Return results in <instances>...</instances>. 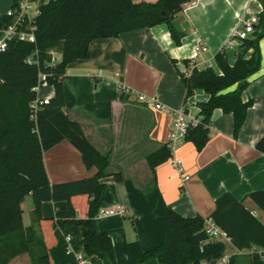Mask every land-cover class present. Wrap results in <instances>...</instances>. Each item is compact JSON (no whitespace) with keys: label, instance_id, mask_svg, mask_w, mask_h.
I'll return each mask as SVG.
<instances>
[{"label":"crops","instance_id":"crops-1","mask_svg":"<svg viewBox=\"0 0 264 264\" xmlns=\"http://www.w3.org/2000/svg\"><path fill=\"white\" fill-rule=\"evenodd\" d=\"M26 1L32 7L29 13L35 14L53 0ZM12 8L14 0H0V41L5 27L15 21L8 15ZM261 12L259 0H197L185 5L176 17L175 23L184 33L181 46L175 44L167 25L162 24L123 33L117 38L95 40L89 47L90 58L68 68L63 111L109 160L104 180L106 199L101 209L114 213L98 216L96 225L99 233L111 238L116 264H126L129 243L138 241L144 251L162 243L165 209H173L186 218L200 216L209 220L216 211L217 199L229 193L264 224V211L250 198L252 193L264 191V154L256 149L264 136V38L259 42L260 70L248 79V87L242 93L244 103L254 104L238 137L234 135L233 115L217 109L211 118L209 142L202 151L185 140L155 172L147 161L168 145L173 111L185 107L190 117L201 119L198 104L210 98L198 90L185 103L186 89L179 72L188 75L193 68L212 67L220 73L214 58L224 46L229 47L228 59L233 66L243 51L240 42L235 41L236 31ZM52 54L61 62V51L54 50ZM252 54L250 50L245 58ZM124 90L133 94L127 95ZM138 95L157 99L168 112L141 103ZM175 161L180 162L188 180H183ZM44 163L53 185L97 174L96 168L84 165L80 152L67 140L45 152ZM116 174L122 176V181H116ZM28 197L32 196H27L22 204L23 222L26 236H32L34 227H29L26 220ZM65 207V202H45L42 214L54 218ZM32 221L43 239L37 214L36 221L33 216ZM52 229L57 240L50 250L54 264H104L99 258L86 255L84 227L54 225ZM218 244L225 246L223 254L200 264H227L231 259L237 264H250L252 254L262 252L256 246L240 250L229 237L223 236L208 238L201 248ZM44 249L46 252L45 244ZM11 252V247L5 246L3 257ZM9 264H35L32 247L31 257L24 254ZM143 264L162 263L152 260Z\"/></svg>","mask_w":264,"mask_h":264},{"label":"trees","instance_id":"trees-1","mask_svg":"<svg viewBox=\"0 0 264 264\" xmlns=\"http://www.w3.org/2000/svg\"><path fill=\"white\" fill-rule=\"evenodd\" d=\"M21 0H14L16 7ZM197 0H158L156 3H134L132 0H53L41 7L36 20V42L10 44L0 54V264H9L16 257H31L32 236H26L22 204L32 196L45 244V255L35 264H54L50 250L56 246L53 226L74 225L85 228L83 244L88 257H97L104 264H116L111 238L99 233L97 217L106 199V170L109 160L85 137L78 123L72 122L63 111L66 105L64 77L76 62L90 58L89 47L98 39L117 38L130 31L153 28L165 24L177 46L182 45L184 33L175 20L184 6ZM262 12L255 31L240 42L243 51L235 64L229 63V47L224 46L216 55L218 70L212 67L193 68L188 75L179 72L186 89L185 103L198 90L210 96L199 103L201 122L192 129L186 141L202 151L210 139L212 114L221 109L234 118V135L238 137L253 101L244 103L242 93L248 79L259 72L264 38V0H259ZM62 52V60L54 67L51 53ZM253 54L246 59V54ZM32 58L38 65H29ZM188 65V62H186ZM40 72L50 74L48 82L55 87V97L38 112L36 122L31 120V105L37 98L34 88ZM237 86L234 91H227ZM69 141L81 154L84 165L96 168L93 178L62 184H51L44 163V154L59 143ZM256 149L264 154V136ZM172 158L168 146L147 158L153 172ZM117 182L122 176H114ZM250 198L264 211V191L254 192ZM45 202H65L66 207L54 218L42 214ZM212 220L227 234L240 250L256 246L262 250L254 253L250 264H264V224L242 202L231 194L216 201ZM205 220L197 216L186 218L173 209L163 212L162 243L144 251L138 241L126 246V264H143L158 260L162 264H200L209 258H219L223 244L201 248L208 240ZM12 252L3 257L4 247ZM227 264H237L231 259Z\"/></svg>","mask_w":264,"mask_h":264},{"label":"built area","instance_id":"built-area-1","mask_svg":"<svg viewBox=\"0 0 264 264\" xmlns=\"http://www.w3.org/2000/svg\"><path fill=\"white\" fill-rule=\"evenodd\" d=\"M31 5L26 0H21L19 4L12 8L8 13L10 17H13L15 21L8 24L4 30V37L0 41V54L5 53L10 44L18 42L35 43L36 37L35 32L37 30L36 20L40 16L41 11L37 10L35 14H30L29 10ZM259 22V17L253 16L251 19L243 24L235 33L236 42H241L248 39L255 31V26ZM206 50V48H203ZM52 59L49 67H54L58 62L57 58L51 53ZM29 65H38V61L32 58L27 60ZM50 74L46 72L39 73L38 84L34 88L37 93L36 100L31 105V120L36 122L38 112L41 111L45 106L50 104V101L55 97V87L48 82ZM44 91H48L47 94H43ZM127 95L133 94L131 90H124ZM137 99L147 106L153 107L156 110L162 112H168V108L162 105L155 98H149L143 95H138ZM201 122V119L192 118L188 114L185 107L179 110L173 111L172 122L169 131L168 148L173 153L187 138L189 132L196 128ZM175 166L179 169L182 174L183 180L186 181L189 177L184 175L182 168H180V162L175 161ZM113 210H100V215L113 214ZM206 231L209 238L215 237H228L227 234L212 220H205Z\"/></svg>","mask_w":264,"mask_h":264},{"label":"rangeland","instance_id":"rangeland-1","mask_svg":"<svg viewBox=\"0 0 264 264\" xmlns=\"http://www.w3.org/2000/svg\"><path fill=\"white\" fill-rule=\"evenodd\" d=\"M28 205H30L28 207ZM31 207V209H30ZM36 211L33 203L32 197L27 198V205H26V220L28 223V226L34 227V233H32V238H33V245H32V254L33 258H40L41 256L45 255V249H44V243L42 239V234L40 233V230L36 229V226H34V223L32 221V216L33 219L35 218L36 221ZM33 231V229H32Z\"/></svg>","mask_w":264,"mask_h":264}]
</instances>
